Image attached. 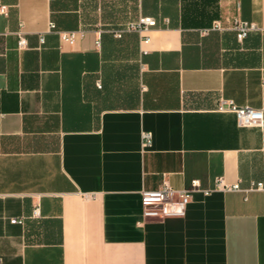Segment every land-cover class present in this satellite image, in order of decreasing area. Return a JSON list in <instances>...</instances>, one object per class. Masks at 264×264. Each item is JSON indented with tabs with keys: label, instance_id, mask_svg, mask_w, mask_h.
Wrapping results in <instances>:
<instances>
[{
	"label": "crops",
	"instance_id": "obj_1",
	"mask_svg": "<svg viewBox=\"0 0 264 264\" xmlns=\"http://www.w3.org/2000/svg\"><path fill=\"white\" fill-rule=\"evenodd\" d=\"M223 98L264 111V0H0V264H264V124Z\"/></svg>",
	"mask_w": 264,
	"mask_h": 264
},
{
	"label": "built area",
	"instance_id": "obj_2",
	"mask_svg": "<svg viewBox=\"0 0 264 264\" xmlns=\"http://www.w3.org/2000/svg\"><path fill=\"white\" fill-rule=\"evenodd\" d=\"M156 25V20L153 17H141L139 21L130 23L127 30H139L144 31L152 26ZM215 27H219L216 23ZM258 25L253 22L237 18L234 22V29L237 31L238 38L243 40L249 31L258 29ZM49 29H57V25L54 20L49 23ZM124 30L116 32L117 36H121ZM62 38L74 43L77 36H83L84 31H60ZM43 39V38H42ZM100 43V41H98ZM27 44L26 38L20 31L19 46L23 47ZM218 110L231 111L237 116L238 122L242 126H263L264 124V111L260 108H255L251 105L239 106L232 99H221ZM144 144L151 143L152 135L150 132H145L143 135ZM197 181H193L191 187L183 189H175L168 183L158 189H144L142 191V207H143V219L151 220H163L167 217H182L186 215L188 204L192 201L193 192L198 187ZM218 186L224 187L230 190L243 189L240 183L233 185H224L223 179H219ZM263 189L264 182L252 183L248 189ZM37 210V209H36ZM35 210V212H36ZM14 223H23L22 218H12Z\"/></svg>",
	"mask_w": 264,
	"mask_h": 264
}]
</instances>
